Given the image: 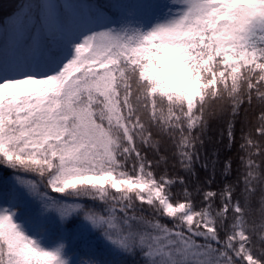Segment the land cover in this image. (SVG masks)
I'll use <instances>...</instances> for the list:
<instances>
[{
	"label": "snow or ice",
	"instance_id": "obj_1",
	"mask_svg": "<svg viewBox=\"0 0 264 264\" xmlns=\"http://www.w3.org/2000/svg\"><path fill=\"white\" fill-rule=\"evenodd\" d=\"M0 170V264H264V0H18Z\"/></svg>",
	"mask_w": 264,
	"mask_h": 264
},
{
	"label": "trees",
	"instance_id": "obj_2",
	"mask_svg": "<svg viewBox=\"0 0 264 264\" xmlns=\"http://www.w3.org/2000/svg\"><path fill=\"white\" fill-rule=\"evenodd\" d=\"M90 2L97 4V5H101L104 8H109L110 5H112L114 2H116V0H90ZM17 3H18V0H0V17L6 16L8 13H10L17 6ZM210 135L213 137V139H215L219 135V127L215 123L212 124V129H211ZM239 136H240V132H239V125H238L237 130H236L237 144H236V146L233 147L232 152L229 154L222 147L217 149L220 152L221 161H223L228 155L231 156V159L233 162L234 172H235V169L239 165V161L237 158L239 155V148H238ZM210 148H211V146H210ZM10 179H11V173L10 172H5V171L0 170V191L4 190L5 186L8 184ZM219 183H220V179L218 177L217 184H214L213 187L214 188L218 187ZM31 212H32L31 208H28L25 210L26 215H31ZM52 231H54V229H50V232H52ZM74 243L77 246L76 250L78 252H80L81 254L87 250L83 241L76 239L74 241ZM82 258H84V257L82 256Z\"/></svg>",
	"mask_w": 264,
	"mask_h": 264
}]
</instances>
